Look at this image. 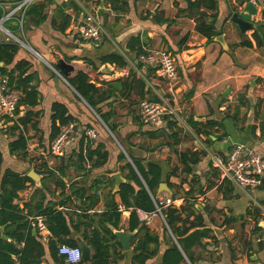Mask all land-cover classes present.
<instances>
[{
    "label": "crops",
    "instance_id": "obj_1",
    "mask_svg": "<svg viewBox=\"0 0 264 264\" xmlns=\"http://www.w3.org/2000/svg\"><path fill=\"white\" fill-rule=\"evenodd\" d=\"M0 1L11 4L14 0ZM74 1L83 12L67 9L72 19L64 33L53 25V19L57 14L55 5L50 7L47 20L39 27L27 25L23 40L21 39L25 44L19 43L20 49L15 61L8 67L12 69L18 61H28L30 65L27 73L34 74L31 84L37 85L40 93L39 104L35 106L23 104L19 107L18 103V120L29 110L35 112L31 124L22 126L29 138V159H21L10 152L9 143L16 138L18 131L12 136L10 126L4 128L0 124V148L3 154L1 171L10 168L28 175L34 170L41 175L40 183L34 181L35 184H29L26 189L19 191L14 203L24 208L27 204L35 205L42 196H45V204L49 201L60 204L70 194L69 186L74 181L91 185L95 179L114 178V174L118 172L122 174L120 169L124 162H120L118 156L124 152L130 161L128 154L130 152L135 156L160 162L165 172L180 166L179 176H173L171 181L175 184L183 182V189L177 187L171 189V192H161L159 199L163 195L173 196L174 193L180 192L174 200L179 206L183 203V199L179 198L183 190L192 189L196 193L197 204L201 206L199 210L209 207V211H203V214L212 226L215 237L205 239L204 242L208 244L206 249L198 248L201 252L198 264H264V177L262 183L252 189L239 187L231 181L233 191H229L227 179L222 177L209 156L211 153L227 154L236 143H246L264 155V45L258 46L253 38L257 23H264V0H253L257 5V14L254 16L256 26L247 32H242L230 18L233 12L241 10L248 1L241 5L239 0H218L217 27L221 31L218 36H223L224 43L217 37L209 41L199 33L196 30L195 19L176 18L175 0H128L129 11L116 15L115 19L109 5L102 7V4H97L92 12H88L89 7L86 5L95 4L96 0ZM178 2L180 8H186L188 5L186 0ZM157 10L164 14L165 18H176V21L168 26L145 19L149 11ZM88 13H97L100 18L105 14L111 24L112 32L105 29V34L108 35L106 34L100 43L84 40L76 32L77 26L86 19ZM120 16L125 17V20H121ZM101 21L103 22V19ZM11 25L15 26L14 23ZM258 31L261 34L264 26ZM138 35L144 49L171 47L177 52L175 54L179 71L177 83L169 84L164 81L159 76L156 66L143 67L139 64L134 47L128 46L130 38ZM185 36L186 41L180 44ZM8 38H10L8 34L0 32V42ZM246 39L252 41V46L243 45L242 42ZM111 52L124 55L127 65L120 67L110 62L101 64L99 58ZM64 56L86 57V60L95 62L96 68L88 64H74L75 72L71 76L82 70L90 75L91 82L95 83L101 92H105L106 96L115 92L100 105L104 112L112 111L110 121L116 126L115 133L70 82L65 81L54 68L59 58ZM107 64L111 67L102 68ZM129 79L132 81V87L129 85ZM137 79L144 80V89L138 84ZM117 80H120L118 86L111 87L109 83L115 85ZM193 87L195 94L188 98L186 95ZM241 93L246 94L249 105L242 107L239 116L235 118L232 114ZM143 95L145 97H142ZM151 98H157L158 101L168 99L183 117L184 124L177 123L180 128L178 143H175L171 136L174 130L167 125L165 116L162 117L159 126H150L141 121L140 104L143 100ZM54 102L65 104L69 113L75 117L73 121L79 124L76 139L67 146L65 156L77 150L80 141L85 137L92 146L99 143L106 145L110 155L104 166L92 170L87 176L74 169H70L69 176L63 178L59 173L54 176L46 173L44 168L46 162L50 168L59 165L56 157L49 155ZM209 119L224 124L211 128L212 141L208 140L205 133L198 132V129L204 130V125L193 127L190 122L193 120L206 123ZM140 122L143 124L142 128ZM101 125H105L109 133ZM147 130H164L163 136L151 139L144 134ZM88 131H93L94 135L90 136ZM188 149L206 151L200 162L192 166V174H186L183 171L184 166L179 162L178 151ZM59 182L66 186L62 187ZM200 189L204 190L203 194L199 193ZM108 190L104 188L97 191L102 200L95 209L89 211L90 213L106 209ZM116 200L121 204L119 195H116ZM77 202L79 200L73 196L72 201H68L64 206L58 205V209L68 212L76 219L74 212L79 211L76 207ZM255 207L261 209L258 217L255 214ZM31 216L41 215H28ZM129 216L130 211L123 209L122 229L125 232H129L127 230ZM226 217H237L239 221L229 226L224 223ZM163 219L160 215L154 214L148 224L160 235L165 225ZM4 229L0 227V235L7 237L3 234ZM49 243H45L47 248ZM47 254L48 260L45 259L43 262L52 264L49 261L51 259L49 252ZM153 262L155 261L152 260L149 264ZM120 264H130V259L121 261Z\"/></svg>",
    "mask_w": 264,
    "mask_h": 264
},
{
    "label": "trees",
    "instance_id": "obj_2",
    "mask_svg": "<svg viewBox=\"0 0 264 264\" xmlns=\"http://www.w3.org/2000/svg\"><path fill=\"white\" fill-rule=\"evenodd\" d=\"M15 1L18 0L12 2ZM86 1L90 2L93 0ZM186 1L187 7L180 8L178 0H175L174 4L177 7L176 18L187 17L195 19L196 30L207 37L209 41L221 34L217 27L219 15L218 0ZM239 1L242 5L250 0ZM96 2L98 5L101 4V0H96ZM0 3L5 4L7 1H0ZM52 5H55L54 9L57 10L53 25L62 33L67 30L72 19V15L67 12V9L72 8L75 11L83 12V9L74 0L62 1L61 3L56 0H39L31 3L26 9L24 29L29 24L39 27L44 23L48 18V10ZM105 5H109L111 10L118 14H124L130 9L128 0H106ZM5 13L6 11L0 6V19ZM176 18H165L164 14L159 13L158 10L156 12L149 11L145 17V19H151L155 23L168 24V26L174 23ZM11 23H14L15 26L13 27ZM257 24L253 38L258 46H262L264 45V31L260 34L258 30L261 26H264V23L259 22ZM4 25L18 35L19 28L16 17L5 21ZM186 39L187 36L180 41V44L184 43ZM242 43L245 46H252V41L249 39L244 40ZM128 46L134 47L133 50L137 52V55L144 52L140 35L131 37ZM19 49V42L11 37L6 41L0 42V63H3L2 66L0 65V72L7 75L10 85L22 93L19 107L23 104L35 106L39 104L40 93L38 86L31 84L34 74L27 73L29 62L21 60L15 63L12 69L8 68L14 63ZM167 50L174 56L177 53L171 47ZM75 58L77 57H69V59ZM82 59L86 60L87 58L84 57ZM99 59L101 64L110 62L116 63L120 67L128 63L124 55L116 52L105 54ZM92 63L93 67L96 68L95 62ZM17 71L19 72L17 73ZM68 81L97 111L111 131L115 133L116 126L110 121L112 111L104 112L100 106L115 92L106 96L105 92H101V89L91 82L90 75L82 70L68 77ZM119 81L117 80L115 85L113 83L109 84L111 87H117ZM129 81V85L132 87L131 79ZM137 81L141 88L144 89V80L137 79ZM194 94L195 88L193 87L186 96L191 98ZM142 97H145V95ZM149 100L158 101L157 98ZM248 105L249 100L246 94L241 93L232 116L237 118L241 108ZM52 111L51 140L53 141L58 136L61 127L75 120V117L69 113L68 107L60 102L53 103ZM33 115H35V112L29 110L19 118L17 123L9 127L12 136H15L18 131L16 138L9 143L10 152L24 160L29 159V138L25 135L22 126L26 127L31 124ZM165 118L167 119V125L171 130H174L171 136L175 139V143H178L180 128L177 120L170 115L165 116ZM190 122L193 127L204 125V130L198 129V132L205 133L209 141H212L211 128L224 126L221 121L214 119H209L206 123L193 120H190ZM33 126L37 127L35 124ZM140 127H143L142 122H140ZM253 129H255V126H253ZM163 131L147 130L144 134L151 139H158L163 136ZM128 154L131 161L128 160L124 152H121L118 156V160L124 162L120 170L125 181L121 183L117 192H113L116 181L113 177L95 179L91 185L74 181L69 186L70 194L60 204L50 201L45 204L46 197L42 196L35 205L28 206L27 204L24 208H21L14 203L19 191L26 189L29 184H35V182L28 175L10 168L2 172L3 154L0 148V227L5 226L3 234L7 235L9 239H5L3 235H0V264H16V260L12 257L14 254L18 256L19 264H40L47 259V252H49L51 258L49 261L52 264H86L87 262L91 264H120L121 261L126 259H130V264H149L152 260L155 261L152 264H198L200 255L197 254V249H206L208 244L204 242L205 239L215 237L212 226L209 225L203 214V211H209V207L206 206L203 210H199L196 207L197 196L192 189L183 190L182 195L179 197L183 199V203L179 206L175 203L160 204L161 199L158 196L161 183H167L170 189L177 187L183 189V182L175 184L171 181L173 176H179L180 166L165 172L160 162L148 160L145 157H138L130 152ZM178 154L179 162L184 166L183 171L186 174H192V166L200 162L201 158L206 155V151L188 149L178 151ZM109 155L110 153L105 144L99 143L97 146H92L83 137L79 148L71 155L56 157L59 160V165L50 168L46 162L44 168L50 176L59 173L62 178L67 177L70 169L87 176L92 170L104 166L109 159ZM226 183L229 191H233L232 182L226 180ZM59 185L62 187L66 186L60 182ZM104 188L109 189L106 194V209L102 212L90 213L89 211L95 209L102 200L97 191ZM199 193L203 194L204 190L200 189ZM178 194L180 192L174 193L172 200H175ZM116 195L120 196L121 204L116 200ZM73 196L77 201L79 200L76 204L79 211L74 212L76 219L68 212L58 209V205L64 206L68 201H72ZM157 204L162 207V214L165 219L162 235L153 231L148 223L142 222L138 213L139 210L154 213L157 209ZM121 205L127 211H130L127 230L135 232L131 239L132 249L130 251H123L115 233V231L123 228ZM27 207L29 208L26 212ZM255 211L258 217L261 209L255 207ZM33 214L44 216L50 230L57 238V241H50L48 248L40 236L37 233L34 234L33 229L29 226L28 215ZM257 217L255 218L257 219ZM238 221L237 217H226L224 223L230 226ZM81 241H84L91 248V253L86 255L82 261L67 263L65 258L58 254L57 244L80 246ZM22 242L24 243L23 246H21Z\"/></svg>",
    "mask_w": 264,
    "mask_h": 264
},
{
    "label": "built area",
    "instance_id": "obj_3",
    "mask_svg": "<svg viewBox=\"0 0 264 264\" xmlns=\"http://www.w3.org/2000/svg\"><path fill=\"white\" fill-rule=\"evenodd\" d=\"M38 0H18L8 3H0V6L6 13L0 19L2 26L0 29L8 33L9 37L15 41L25 44L19 36L8 29L4 22L16 17L18 22L19 33H24V14L28 6ZM256 5V2L253 1ZM9 5V7H8ZM257 6V5H256ZM78 35L84 40H91L96 43L101 42L103 27L101 18L97 13H88L87 17L76 28ZM139 64L143 67L156 66L159 76L169 84L177 83L179 71L176 57L165 48H147L137 57ZM21 92L13 88L8 77L0 72V124L7 128L18 122V103ZM170 115L177 120L179 124H184L183 117L170 104L168 99L162 101L143 100L140 105V117L144 124L150 126H159L163 116ZM78 123L71 121L61 127L58 136L51 143V153L55 157L65 156L66 148L76 139ZM90 136L94 135L93 131H88ZM213 165L220 171L224 179L230 180L242 188H255L262 183L264 177V155L257 152L254 148L246 143H236L227 154L211 153L209 154ZM100 193V192H99ZM172 198H161L160 204L168 205L174 203ZM124 206L121 205L123 211ZM139 217L142 222L150 223L154 214H162V207L157 204L154 213H148L139 210ZM164 218V217H163ZM29 226L36 231L44 243L56 240L50 230L44 216L28 217ZM24 243H21L23 246ZM58 254L63 256L67 263H77L82 261V250L79 246H70L68 244H57ZM66 248V252L61 249ZM79 250L80 259L77 261L74 256V250ZM13 259L18 262V256L14 254ZM40 264H44L42 261Z\"/></svg>",
    "mask_w": 264,
    "mask_h": 264
},
{
    "label": "water",
    "instance_id": "obj_4",
    "mask_svg": "<svg viewBox=\"0 0 264 264\" xmlns=\"http://www.w3.org/2000/svg\"><path fill=\"white\" fill-rule=\"evenodd\" d=\"M57 2L61 3L63 0H56ZM106 0H101L102 7L105 6ZM257 14V6L254 4L253 0L248 1L245 6L241 10H236L232 13L230 20L235 23L242 32H247L250 28H254L256 26V23L254 22V16ZM0 26H2V22H0ZM218 40L222 41L223 36H216ZM88 64L93 65L91 61L82 59V58H75V59H69L68 57L64 56L59 58L57 63L55 64L54 68L57 70V72L65 79V81H68V77H70L73 72H75V65L74 64ZM2 66L3 63H0ZM111 67L110 64H107L106 66H102V68ZM253 113V111H252ZM131 161V160H130ZM29 177H31L37 184L41 181V175L35 172L34 170H31V173L28 174ZM115 187L113 192H117L120 188L121 183L125 181V178L122 176L121 173H115ZM163 191H169L171 192V189L167 185V183L163 182L160 185L159 193ZM196 207L201 208L199 204H196ZM5 226H2V229H4ZM33 233L36 234V231L33 230ZM116 236L118 240L121 243L123 251H130L132 249L131 245V239L135 235V232H125L123 229L115 231ZM5 239H8V237L4 236ZM82 250L83 258H85L86 255L91 253V248L89 245H87L84 241L80 242L79 246Z\"/></svg>",
    "mask_w": 264,
    "mask_h": 264
},
{
    "label": "rangeland",
    "instance_id": "obj_5",
    "mask_svg": "<svg viewBox=\"0 0 264 264\" xmlns=\"http://www.w3.org/2000/svg\"><path fill=\"white\" fill-rule=\"evenodd\" d=\"M9 6V5H8ZM86 6H88L89 8H88V12H92L98 5H97V3H95V4H93V3H89L88 5H86ZM100 12H102V11H100ZM114 12V14H115V16L113 17L114 19L115 18H117V16H119L118 15V13H116L115 11H113ZM104 14V13H103ZM117 15V16H116ZM100 16H101V14H100ZM104 17L102 18V16H101V20L103 19V22H102V27H103V33H102V38H101V42L103 41V39H104V37L106 36V34H105V29L106 30H108L110 33L112 32V29L110 28L111 27V24L107 21V17H106V15L104 14L103 15ZM121 20H125V17H123V16H120L119 17ZM81 21V20H80ZM0 32H3V33H5V34H8V33H6L4 30H2V29H0ZM20 34H21V36L22 37H20ZM108 35V34H107ZM18 36H19V38L20 39H22L23 40V33H18ZM23 42H25V41H23ZM141 105V104H140ZM104 129H105V131H107L108 132V130H107V128H106V126L105 125H101ZM181 130L182 131H184V129L183 128H181ZM109 133V132H108ZM146 143V142H145ZM49 152H50V149H49ZM49 155L50 156H53L52 155V153L50 152L49 153ZM53 157H55V156H53ZM57 160V159H56ZM57 163H59V160H57ZM109 191V190H108ZM164 192V191H163ZM162 199L163 198H172V196H168V195H163V197H161ZM176 204V203H175ZM158 215H160V214H158ZM161 216V215H160ZM162 217V216H161ZM163 218V217H162ZM164 220V219H163ZM165 222V221H164ZM209 223V222H208ZM201 252H200V250L198 249L197 250V254H200Z\"/></svg>",
    "mask_w": 264,
    "mask_h": 264
},
{
    "label": "clouds",
    "instance_id": "obj_6",
    "mask_svg": "<svg viewBox=\"0 0 264 264\" xmlns=\"http://www.w3.org/2000/svg\"><path fill=\"white\" fill-rule=\"evenodd\" d=\"M62 252H66L67 249L64 248V249H61ZM74 256H75V259L78 261L80 259V253H79V250H74Z\"/></svg>",
    "mask_w": 264,
    "mask_h": 264
}]
</instances>
